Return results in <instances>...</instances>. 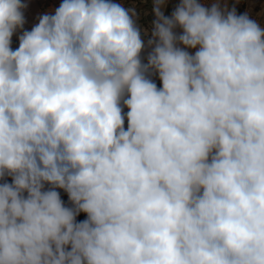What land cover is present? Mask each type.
<instances>
[{"label":"clouds","instance_id":"obj_1","mask_svg":"<svg viewBox=\"0 0 264 264\" xmlns=\"http://www.w3.org/2000/svg\"><path fill=\"white\" fill-rule=\"evenodd\" d=\"M152 5L0 0V264H264V28Z\"/></svg>","mask_w":264,"mask_h":264},{"label":"rangeland","instance_id":"obj_2","mask_svg":"<svg viewBox=\"0 0 264 264\" xmlns=\"http://www.w3.org/2000/svg\"><path fill=\"white\" fill-rule=\"evenodd\" d=\"M28 4V7L24 10V15L26 19V23L24 25V30H31V28L38 23V17L44 13L54 12V9L57 8L62 0H24ZM115 3H120L126 8H131L135 6L136 12L138 13V18L136 20L137 25L142 30H147V35L144 36L145 41H147L148 37L151 33V24L155 19V16L152 11V0H113ZM181 0H166L165 7L162 8L165 16L170 17L174 9L180 4ZM201 4L206 7H210L213 3L217 2V0H199ZM221 7L225 5L229 10L233 7L236 9L237 14L247 13L249 17L260 24L262 28H264V0H219ZM177 34H179L182 30L180 28L175 29ZM20 32H17L12 37L11 47L13 50L19 47V39L18 36ZM151 51L150 48L146 47L141 53L142 63H147L148 53ZM188 51L194 53L195 50L188 49ZM152 79L154 83H156L157 87H161V81L158 78V74L150 75L149 77ZM124 113L128 111L125 107L123 109ZM125 128H127V120H125ZM8 183L12 182L11 177L5 178ZM4 180H0V183H3ZM48 185H45V190L48 189ZM65 206L72 207L68 194L62 189H56ZM27 195V193H25ZM87 218L86 213L81 212L76 216V221L80 222ZM70 250V246H69Z\"/></svg>","mask_w":264,"mask_h":264}]
</instances>
